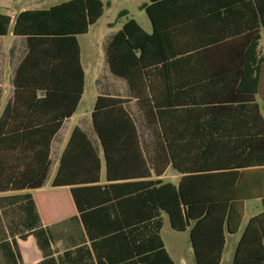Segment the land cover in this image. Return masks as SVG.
<instances>
[{"label": "trees", "instance_id": "trees-1", "mask_svg": "<svg viewBox=\"0 0 264 264\" xmlns=\"http://www.w3.org/2000/svg\"><path fill=\"white\" fill-rule=\"evenodd\" d=\"M141 9L151 32L128 20L107 59L145 116L153 165L129 100L98 96L92 124L101 148L74 128L52 182L70 187L77 214L30 228L43 264H57L51 243L58 241L66 264H176L161 236L163 213L174 231L189 232L197 264H221L226 236L239 233L250 200L263 210L245 226L231 264H264V0H149ZM104 14L102 0H69L14 20L0 12V36L13 23V34L28 43L11 109L0 119L12 130L0 133L7 136L0 143L21 145L0 191L45 185L52 141L85 95L79 37ZM169 169L180 175L177 185L163 181ZM28 202L25 212L39 225Z\"/></svg>", "mask_w": 264, "mask_h": 264}, {"label": "crops", "instance_id": "crops-1", "mask_svg": "<svg viewBox=\"0 0 264 264\" xmlns=\"http://www.w3.org/2000/svg\"><path fill=\"white\" fill-rule=\"evenodd\" d=\"M69 1V0H68ZM66 2V1H65ZM22 12V11H21ZM18 13H14L15 17ZM14 17V18H15ZM14 20V19H13ZM151 25V22H150ZM152 30V25H151ZM9 34V33H8ZM0 36V119L3 116H7V111L11 109L9 106L13 103L15 96V75L16 71L28 52L27 38L23 36H15L13 34L12 39L8 40L9 35ZM84 36V35H83ZM81 37V36H80ZM79 37V40H80ZM109 44V43H108ZM264 53V45H263ZM110 78L120 85L118 81H123L122 78L114 76L109 68ZM112 75V76H111ZM94 83L97 84L100 80V76L94 73L91 77ZM117 79V80H114ZM101 85V84H100ZM123 87V85H121ZM86 91V90H85ZM115 95H112V94ZM119 92H114L110 90H104L98 93L97 97L100 95L120 97L129 100L127 104V110L134 119L139 136L141 139V144L149 165H153V139L146 123L145 116L139 107L137 101L133 98L131 90L128 85V90L124 91V95H119ZM84 98V97H83ZM258 101L261 102L260 96H258ZM80 107V106H79ZM8 109V110H7ZM79 110V108H78ZM77 110V111H78ZM77 113V112H76ZM76 115V114H75ZM75 115L67 119L60 131L56 134L51 145V168L45 185L41 189H29L22 191L6 190L0 191V246H6L5 248L15 253V261L18 264H25L26 261L31 264H43L45 263V255L41 248L39 247L37 237L34 234L35 229H30L32 227L37 228H47L52 227L57 223L67 220L68 218L77 214L76 207L74 205L70 187H53L52 182L56 175L59 160L64 148L67 145L70 134L72 130L79 126H74L69 129L70 123ZM92 120V115H91ZM81 121L80 123H82ZM83 123L82 127L83 128ZM89 128V130H88ZM83 130L87 133L89 138L92 140L95 148L99 151L101 148L99 139L94 130L93 124L91 127L86 126ZM12 131L7 125L0 126V133H7ZM142 131L145 135L150 138V146L145 144L142 138ZM0 138H7V136L2 135ZM17 146H21L19 142L4 141L3 144L0 143V181L5 182L10 180L14 176V153L13 149ZM168 172V171H167ZM176 177H180L176 173ZM165 177V176H164ZM163 177V178H164ZM32 198L35 202L39 216H41V223L35 225L36 220L34 217L30 218L26 214V207L29 205V198ZM263 210L261 201L250 200L245 203V216L243 219L242 226L240 228L239 235L234 245V254L240 237L247 225L248 221L258 215ZM249 213V217H247ZM44 214V215H43ZM23 236H26V238ZM234 235L227 234L226 236V247L228 243V237L231 238ZM166 246V245H165ZM51 249L53 252V258L56 260L57 264H62L61 261L64 260V252L66 251L63 242L58 241L57 243H51ZM167 249V248H166ZM168 250V249H167ZM169 252V251H168ZM226 253V248L224 255ZM170 254V253H169ZM171 256V255H170ZM224 257V256H223ZM234 258V255H233ZM233 261V260H232ZM14 262V261H13ZM12 261L8 260L4 249L0 247V264H13ZM82 263L80 260L79 264ZM64 264L65 260H64ZM83 264H88L83 263Z\"/></svg>", "mask_w": 264, "mask_h": 264}, {"label": "rangeland", "instance_id": "rangeland-1", "mask_svg": "<svg viewBox=\"0 0 264 264\" xmlns=\"http://www.w3.org/2000/svg\"><path fill=\"white\" fill-rule=\"evenodd\" d=\"M68 0H0V12L10 15L13 19L14 13L26 10L48 9L54 5L63 3ZM105 5V14L97 24L91 27L87 35L80 37L82 47V63L86 72V91L84 98L80 104L79 110L70 123L69 129L74 126L91 127V115L95 105L98 93L104 90L119 92L124 95V91L128 90L127 82H117L110 78L108 71L107 47L108 43L118 33L122 26L130 19L136 20L139 25L147 32H151V25L147 13L141 9L144 3L149 0H102ZM8 40L13 36V23L8 34ZM96 73L100 76L99 82L94 83L91 79ZM112 76V75H111ZM101 84V85H100ZM123 85V87L121 86ZM112 95H115L114 93ZM83 121L82 123H80ZM82 128V129H83ZM89 130V128H88ZM90 131V130H89ZM142 138L147 145L150 146V138L142 131ZM174 170L169 169L163 181L177 185L180 177H176ZM249 217V213H247ZM163 228L161 236L168 249L172 259L176 264H197L194 255L189 232H177L171 228L167 214L163 213ZM239 235L228 237L226 253L221 264H231L234 255V245ZM25 264H31L26 261Z\"/></svg>", "mask_w": 264, "mask_h": 264}, {"label": "water", "instance_id": "water-1", "mask_svg": "<svg viewBox=\"0 0 264 264\" xmlns=\"http://www.w3.org/2000/svg\"><path fill=\"white\" fill-rule=\"evenodd\" d=\"M191 243H192V241H191ZM192 247H193V244H192ZM193 251H194V249H193ZM194 255H195V253H194Z\"/></svg>", "mask_w": 264, "mask_h": 264}]
</instances>
